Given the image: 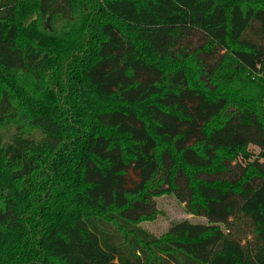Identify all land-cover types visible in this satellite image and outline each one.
I'll list each match as a JSON object with an SVG mask.
<instances>
[{"label":"trees","instance_id":"16d2710c","mask_svg":"<svg viewBox=\"0 0 264 264\" xmlns=\"http://www.w3.org/2000/svg\"><path fill=\"white\" fill-rule=\"evenodd\" d=\"M0 264H264V0H0Z\"/></svg>","mask_w":264,"mask_h":264},{"label":"rangeland","instance_id":"374dc122","mask_svg":"<svg viewBox=\"0 0 264 264\" xmlns=\"http://www.w3.org/2000/svg\"><path fill=\"white\" fill-rule=\"evenodd\" d=\"M232 107L233 106H230L229 109H232ZM14 131V125H9L2 129L6 139L9 138ZM250 150L255 154L259 152L258 149L254 147H250ZM154 200L159 213L153 219L142 222L141 226L158 237L165 236L174 223L182 220L201 224L207 223L206 218L190 215L186 211L184 203L177 199L172 193H165L159 197H155Z\"/></svg>","mask_w":264,"mask_h":264}]
</instances>
